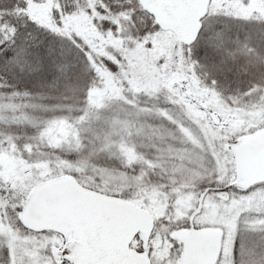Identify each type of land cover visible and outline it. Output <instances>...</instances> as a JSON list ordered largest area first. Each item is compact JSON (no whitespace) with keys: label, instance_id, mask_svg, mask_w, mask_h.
<instances>
[{"label":"rangeland","instance_id":"1","mask_svg":"<svg viewBox=\"0 0 264 264\" xmlns=\"http://www.w3.org/2000/svg\"><path fill=\"white\" fill-rule=\"evenodd\" d=\"M209 3L192 49L200 44L203 56L189 61L191 45L157 32L137 0L89 2L76 18L85 57L68 72L79 81V105L55 112L47 127L51 113L35 110L72 103L62 98L64 79L18 81L0 69V130L7 131L0 134V258L9 243L34 264H73L70 234L28 230L13 211V201L24 205L34 186L58 177L150 213L145 247L134 241L132 248L152 264H180L173 237L189 227L219 231L213 264H224L238 220L259 223L264 182L237 186L231 151L264 130V0ZM27 13L49 24L50 0L28 3ZM88 64L99 71L84 72ZM236 248L238 257L239 240Z\"/></svg>","mask_w":264,"mask_h":264},{"label":"water","instance_id":"2","mask_svg":"<svg viewBox=\"0 0 264 264\" xmlns=\"http://www.w3.org/2000/svg\"><path fill=\"white\" fill-rule=\"evenodd\" d=\"M157 25L189 44L195 38L207 0H139ZM243 184L264 180V131L233 148ZM21 222L34 230L72 233L73 264H150L146 253L129 249L138 234L145 242L152 224L147 211L134 203L83 187L68 177L47 180L31 192ZM183 264H212L218 252L217 230H185Z\"/></svg>","mask_w":264,"mask_h":264},{"label":"trees","instance_id":"3","mask_svg":"<svg viewBox=\"0 0 264 264\" xmlns=\"http://www.w3.org/2000/svg\"><path fill=\"white\" fill-rule=\"evenodd\" d=\"M41 1L43 0H0V37L11 40L13 31L18 30L16 31L17 45L25 39H27L29 43L37 45L31 49L33 54L31 57L33 67L35 66L37 58L41 59L44 64V70L42 72H33L28 66H24L21 71L19 67L8 64V56L11 55L10 45L0 47V69L5 70L14 80L30 81L34 78L42 77L51 83H56L57 74L51 69L52 61L68 64L69 72L73 68L72 65L78 64L85 57V52L79 44L81 31L79 29L80 26L76 25V18H79L81 11L92 0H50L49 24L34 21L27 13L28 3H37ZM122 1L123 0H110V3L113 5H120ZM141 12L152 21L150 23L155 30L157 29V32L161 31L155 25L151 16L142 8ZM215 30L216 33L220 32L217 29H214V31ZM29 33L31 36H29ZM199 36L200 32L194 43L200 39ZM32 37H35L34 41ZM194 43L190 46L191 51L194 48ZM198 46V49L190 53L191 57L189 61L191 58L194 59L195 57L198 59L202 58V48H200V44ZM49 47L53 49L52 56L48 55ZM61 49H63L67 55L61 57ZM62 80L63 78L59 80V83ZM254 204L260 205V202L258 201ZM133 240L137 245L141 244L138 238Z\"/></svg>","mask_w":264,"mask_h":264},{"label":"snow or ice","instance_id":"4","mask_svg":"<svg viewBox=\"0 0 264 264\" xmlns=\"http://www.w3.org/2000/svg\"><path fill=\"white\" fill-rule=\"evenodd\" d=\"M16 31L14 30L11 40L3 39L0 37V47L4 45H10L11 55L8 56V64L17 66L23 70L24 66H28L29 69L33 72H42L44 70L43 61L39 58L36 59L35 66L33 67L32 62V52L31 49L36 47L33 43H29L27 39L23 40L19 45H17L16 40ZM29 36L31 34L29 33ZM32 40H35V37H32ZM7 51V50H6ZM48 55H53V49L51 47L48 48ZM61 57L67 55L63 49L60 52ZM87 60V57L85 58ZM75 67V65H72ZM68 67L69 65L66 63H57L55 61L51 62V69L54 71L56 76V83H59L61 78L64 79L65 83L63 86L62 98L66 101H71L67 108H62L59 105H45L42 106L44 110L51 115H48L43 118L42 126L47 127L51 124L57 117L54 115L55 112L60 111H68L71 112L73 110V106H78L80 101V84L78 80H73L72 77L68 75ZM99 69L94 64H88L84 68V72H98ZM91 81L89 85H91ZM89 92V87L84 89V98L87 100ZM42 99L45 97H41ZM69 122L73 123L74 128L76 130L77 136H79L80 128L75 122L72 120L71 116L66 117ZM79 148L86 147L82 143L78 142ZM15 205L13 211L18 214H23L26 211V207L23 204H19L16 201H13ZM225 206L228 207L227 201L225 200ZM252 219L250 217H241L237 222V231L236 234L232 236L231 239V253L224 257V264H264V215L258 216L255 219L259 221L258 224H255L253 227H248V221ZM241 221L244 224V227L241 228ZM25 227H27L25 225ZM20 235V233H17ZM28 240H31V235L25 237ZM237 240H239V252L237 257ZM5 249H7V254L0 258V264H34L33 260H30L25 257L23 252H18L12 247L9 243L5 244ZM24 248H27L29 251H32V246L30 244H25ZM35 264H44L42 259H37Z\"/></svg>","mask_w":264,"mask_h":264},{"label":"flooded vegetation","instance_id":"5","mask_svg":"<svg viewBox=\"0 0 264 264\" xmlns=\"http://www.w3.org/2000/svg\"><path fill=\"white\" fill-rule=\"evenodd\" d=\"M237 186L241 187L242 185L241 184H238ZM189 229H195V230H207V229H196L195 227H189L188 229L186 230H189ZM38 232H45V231H38ZM63 236V239H64V235ZM70 238L72 239V235H70ZM175 241L178 243L180 249H181V263L180 264H183V256H184V251H185V244L183 241H181L180 239H178L176 237V233H174V237ZM74 239H72L71 241H73ZM68 242H70L69 240H66L64 244H66Z\"/></svg>","mask_w":264,"mask_h":264},{"label":"bare ground","instance_id":"6","mask_svg":"<svg viewBox=\"0 0 264 264\" xmlns=\"http://www.w3.org/2000/svg\"><path fill=\"white\" fill-rule=\"evenodd\" d=\"M62 108H64L63 106H61ZM36 112H39L41 115H43V114H47L48 112H46L44 109H36L35 110ZM129 124V123H128ZM3 132H7L6 130L5 131H2V130H0V134L1 135H3L4 136V134H3ZM7 134V133H6ZM6 134H5V136H6ZM137 144H139V143H137ZM141 145V144H140ZM142 146V145H141ZM139 147V146H138ZM113 148H115V147H113ZM112 148V149H113ZM141 148V147H140ZM23 226V225H22Z\"/></svg>","mask_w":264,"mask_h":264}]
</instances>
